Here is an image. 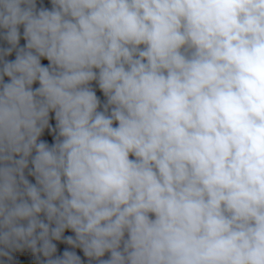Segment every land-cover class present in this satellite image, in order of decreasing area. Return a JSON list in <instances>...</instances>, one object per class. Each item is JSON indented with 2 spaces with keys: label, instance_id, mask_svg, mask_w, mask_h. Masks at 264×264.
I'll list each match as a JSON object with an SVG mask.
<instances>
[{
  "label": "clouds",
  "instance_id": "9594fccd",
  "mask_svg": "<svg viewBox=\"0 0 264 264\" xmlns=\"http://www.w3.org/2000/svg\"><path fill=\"white\" fill-rule=\"evenodd\" d=\"M50 5L0 0V264H264V0Z\"/></svg>",
  "mask_w": 264,
  "mask_h": 264
},
{
  "label": "trees",
  "instance_id": "16d2710c",
  "mask_svg": "<svg viewBox=\"0 0 264 264\" xmlns=\"http://www.w3.org/2000/svg\"><path fill=\"white\" fill-rule=\"evenodd\" d=\"M38 3H39V0H38ZM43 3H44L45 6H48V7L51 6V5H50V0H43ZM21 43H23V40H21ZM10 58H14V54H13V56L10 57ZM42 62H43V63H47L46 60H42ZM35 86H36V85H34V87H35ZM61 247H64V245H61ZM77 252H78V254H80V255L82 256V252H80L79 249H77ZM82 258H83V257H82ZM85 259H86V258H85Z\"/></svg>",
  "mask_w": 264,
  "mask_h": 264
}]
</instances>
